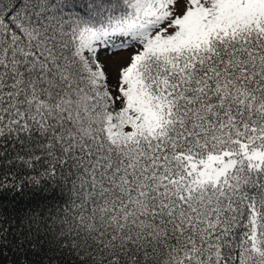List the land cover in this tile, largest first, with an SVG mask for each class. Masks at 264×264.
<instances>
[{"label":"snow or ice","instance_id":"1","mask_svg":"<svg viewBox=\"0 0 264 264\" xmlns=\"http://www.w3.org/2000/svg\"><path fill=\"white\" fill-rule=\"evenodd\" d=\"M3 193L14 264H264V0H0Z\"/></svg>","mask_w":264,"mask_h":264},{"label":"trees","instance_id":"2","mask_svg":"<svg viewBox=\"0 0 264 264\" xmlns=\"http://www.w3.org/2000/svg\"><path fill=\"white\" fill-rule=\"evenodd\" d=\"M23 179H27V177H23ZM11 199V195L8 193L0 194V203H3V205L5 206L6 212L15 214L20 209L28 210L27 198L24 201H21L20 203L16 204L15 208L11 203ZM32 207H34L37 212L43 210L45 214L49 212H55L57 210L52 205L44 207L43 202H41L39 205L33 204ZM21 215H23L22 212ZM29 259L32 260L35 259V257L30 256ZM15 260L16 257L13 256L12 251L8 248L3 250V254H0V264H14Z\"/></svg>","mask_w":264,"mask_h":264},{"label":"rangeland","instance_id":"3","mask_svg":"<svg viewBox=\"0 0 264 264\" xmlns=\"http://www.w3.org/2000/svg\"><path fill=\"white\" fill-rule=\"evenodd\" d=\"M121 55H124V54H121ZM98 58L100 59V61L105 65V67L108 69L109 71V78H110V83H115V74L112 70V60H113V57L111 55V53H106L104 51H100L99 52V56Z\"/></svg>","mask_w":264,"mask_h":264}]
</instances>
